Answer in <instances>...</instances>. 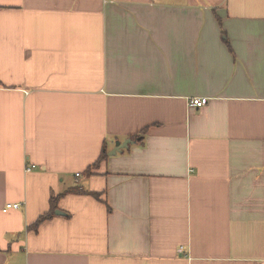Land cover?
I'll list each match as a JSON object with an SVG mask.
<instances>
[{
  "label": "crops",
  "instance_id": "crops-1",
  "mask_svg": "<svg viewBox=\"0 0 264 264\" xmlns=\"http://www.w3.org/2000/svg\"><path fill=\"white\" fill-rule=\"evenodd\" d=\"M0 264H264V0H0Z\"/></svg>",
  "mask_w": 264,
  "mask_h": 264
},
{
  "label": "trees",
  "instance_id": "trees-1",
  "mask_svg": "<svg viewBox=\"0 0 264 264\" xmlns=\"http://www.w3.org/2000/svg\"><path fill=\"white\" fill-rule=\"evenodd\" d=\"M105 156H106L105 154H102V155L100 156V158L98 159V161L92 166V168H94V167L97 165V163H98L99 161H101L102 159H104ZM90 171H91V168H89V170H88V172H87V175H90ZM72 191H73V190H72ZM76 191H80V190H79L78 188H76ZM70 192H71V191H70ZM91 196H93V197H95V198H98V197H99L98 194H91ZM58 198H60V196L55 197V198H52V199L50 200V212H48V213L42 215L41 217H39V218L36 220V222L30 227V229H32L33 231H36L37 228H38V226H39L41 223H43V222L46 221V220H49V219L52 217L53 210L56 209V201H57Z\"/></svg>",
  "mask_w": 264,
  "mask_h": 264
},
{
  "label": "built area",
  "instance_id": "built-area-1",
  "mask_svg": "<svg viewBox=\"0 0 264 264\" xmlns=\"http://www.w3.org/2000/svg\"><path fill=\"white\" fill-rule=\"evenodd\" d=\"M206 103H207V99H205V98H200V99H192L191 101H190V106H192V107H194V108H201V107H203L204 105H206ZM34 168V166L33 165H27L26 167H25V171L26 172H29L30 170H32ZM78 176V175H77ZM19 206L20 205H18V204H8L7 206H6V208L7 209H18L19 208Z\"/></svg>",
  "mask_w": 264,
  "mask_h": 264
},
{
  "label": "water",
  "instance_id": "water-1",
  "mask_svg": "<svg viewBox=\"0 0 264 264\" xmlns=\"http://www.w3.org/2000/svg\"><path fill=\"white\" fill-rule=\"evenodd\" d=\"M128 143H130V141H128ZM116 146H119V143H116ZM123 147H126L127 146V144H124V145H122Z\"/></svg>",
  "mask_w": 264,
  "mask_h": 264
}]
</instances>
